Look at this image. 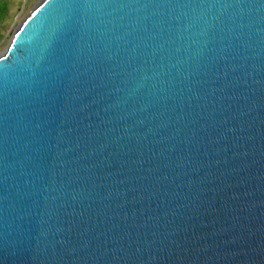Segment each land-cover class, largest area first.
Wrapping results in <instances>:
<instances>
[{
	"label": "water",
	"instance_id": "water-1",
	"mask_svg": "<svg viewBox=\"0 0 264 264\" xmlns=\"http://www.w3.org/2000/svg\"><path fill=\"white\" fill-rule=\"evenodd\" d=\"M0 264H264V0H42L0 54Z\"/></svg>",
	"mask_w": 264,
	"mask_h": 264
},
{
	"label": "rangeland",
	"instance_id": "rangeland-1",
	"mask_svg": "<svg viewBox=\"0 0 264 264\" xmlns=\"http://www.w3.org/2000/svg\"><path fill=\"white\" fill-rule=\"evenodd\" d=\"M42 0H0V8H4V19L0 21V54H2L13 34L34 11Z\"/></svg>",
	"mask_w": 264,
	"mask_h": 264
},
{
	"label": "trees",
	"instance_id": "trees-1",
	"mask_svg": "<svg viewBox=\"0 0 264 264\" xmlns=\"http://www.w3.org/2000/svg\"><path fill=\"white\" fill-rule=\"evenodd\" d=\"M4 8H0V21H3L5 13H4Z\"/></svg>",
	"mask_w": 264,
	"mask_h": 264
}]
</instances>
